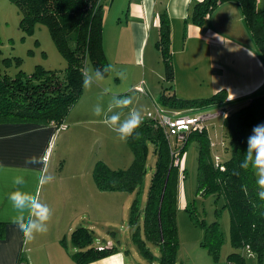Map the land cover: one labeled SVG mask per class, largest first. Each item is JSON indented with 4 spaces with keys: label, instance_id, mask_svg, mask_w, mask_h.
<instances>
[{
    "label": "trees",
    "instance_id": "trees-1",
    "mask_svg": "<svg viewBox=\"0 0 264 264\" xmlns=\"http://www.w3.org/2000/svg\"><path fill=\"white\" fill-rule=\"evenodd\" d=\"M234 1L238 4L244 24L256 48L264 56V11L256 9L257 0H203L193 5L190 20L202 25L220 4ZM20 15V28L31 31L37 24L44 25L58 52L66 60L63 73L45 71L36 67L31 77L21 73L13 78L0 73V122H26L34 124H63L70 108L83 92L82 72L89 62L94 69L107 65L103 48V10L101 0H12ZM164 64V79L172 85L174 68L170 50V24L165 13L159 15L158 40L155 43ZM107 73L105 74V76ZM226 92L220 90L205 99H179L174 93L163 90L161 104L177 110H192L212 104H223ZM223 119L225 136L229 141L230 157L218 167L211 155V142L207 128L187 134L184 144L176 149L181 159L190 141L197 145V182L203 195L225 200L230 214L231 246L234 250L246 248L257 253L264 262V201L258 196V187L251 167H240L247 150L246 129L264 122V94L252 96L235 111H227ZM133 159L127 169H111L102 161L93 165L92 178L101 192L135 194L130 206L129 222L138 223V194L146 171L148 146L155 155L147 200L141 226L144 240L134 235L142 254L154 259L145 242L159 253V264H176L179 249L177 230V194L179 166L173 164L172 150L164 128L157 119H143L133 138L127 141ZM221 167L223 169H221ZM247 189L245 191L244 189ZM217 222L213 229L217 230ZM217 232V231H215ZM3 234L0 224V236ZM218 242L208 251L217 256ZM87 228L78 227L71 233V243L77 251L71 258L77 264H89L118 252L114 246L94 247ZM250 246V247H249ZM83 248V249H82ZM240 257L232 253L229 259ZM243 262L242 258H239Z\"/></svg>",
    "mask_w": 264,
    "mask_h": 264
},
{
    "label": "rangeland",
    "instance_id": "rangeland-1",
    "mask_svg": "<svg viewBox=\"0 0 264 264\" xmlns=\"http://www.w3.org/2000/svg\"><path fill=\"white\" fill-rule=\"evenodd\" d=\"M129 1L131 0H101L106 51L108 53L107 65L111 64L115 71L107 73L104 81L94 85L91 90L83 88V94L71 107L72 109L70 108L71 111L64 119L65 128H55L47 156L48 173L53 175L55 179L51 184L43 186L41 192L47 197L52 196V198L58 196L59 193L65 198L79 199L80 203L77 204L76 211L72 214L77 219V227L86 228L85 222L81 221L79 217H85L88 213L89 217L93 218L94 227L87 228L92 235L91 245L95 247L113 245L119 247L126 264H159L156 260L159 253L152 244L145 242L146 247L149 248L154 257L151 260L142 254L134 240V235L144 240L142 230H136V227L141 226L142 223L150 177L155 165L152 147L148 146L146 171L138 194L139 211L136 225L129 222L130 206L135 194L100 193L101 191L96 188L92 178L93 165L97 161L104 162L111 169H127L133 159L127 142L118 139L117 134L102 122L103 117L93 115V108L96 104H101L107 112L113 96H131L133 102L128 108L122 110V119L133 109L139 110L143 119H155L158 116V111L160 115L169 117L174 111L161 104L163 90L167 89V92L174 93L175 85L172 87L173 84H169L164 79V64L155 46V41L158 40L156 39L158 35L156 30L148 35L147 44L139 47V52L143 53L145 57L141 68L131 65L135 62L129 60L128 54L131 51L128 49L130 46H127L124 37H122L123 41L120 48L124 52L120 57L121 59L115 63L111 56L113 52L111 43L113 28L116 27L119 32L127 28ZM19 23L20 15L12 0H0V73L11 78L21 73L24 78H29L37 66L45 71L63 73L67 66L66 60L55 47L48 29L44 25L37 24L31 31H27L20 28ZM174 34L176 37L177 29ZM171 54L172 62L174 63L176 60L178 64V56L172 51ZM200 56L205 58L203 54ZM85 68L94 69L89 62L86 63ZM119 71L125 72L126 78L121 79L117 76L116 72ZM187 75L190 77L179 78L189 84V90L193 88L200 95L190 97L193 99L207 98L209 83L208 71L205 70V67L198 66L197 70H191ZM185 87L187 84L184 85ZM105 89L109 90L107 94H105ZM205 89L207 91L204 92ZM183 99L185 98L183 97ZM239 103L225 102L198 107L189 111L185 110L187 114L192 116L204 114L208 116L204 124L211 142L210 152L213 158L217 156L222 162L229 159L230 149L223 128L224 118L221 111H235L242 105ZM114 111L120 110L114 109ZM108 114L111 115L112 113ZM72 119H77L78 123L70 124ZM259 124H264V122L253 124L246 129L247 139L252 134L254 126ZM67 127H69L68 130ZM179 170L180 172L185 170V177L180 174L178 179L176 221L179 249L175 263L264 264V262L259 261L257 253L248 251L246 248L236 250L232 248L230 214L227 206H225V200L222 197L215 199L212 195H203L198 190L197 145L195 142L190 141L187 144L181 157ZM85 200L90 205H86ZM104 205L108 208H103ZM99 207L101 213H97ZM86 210L88 211L86 212ZM214 222L218 223L217 230L213 229ZM218 233H220L221 241L217 247V256L214 258L209 253L208 247L217 245ZM68 239L71 244V234ZM232 253H237L243 262L240 261V257L229 259Z\"/></svg>",
    "mask_w": 264,
    "mask_h": 264
},
{
    "label": "crops",
    "instance_id": "crops-1",
    "mask_svg": "<svg viewBox=\"0 0 264 264\" xmlns=\"http://www.w3.org/2000/svg\"><path fill=\"white\" fill-rule=\"evenodd\" d=\"M202 1H129L127 28L120 32L116 27L113 28L111 56L115 63L121 59L124 52L120 48L122 37H124L127 46H130L129 60L135 62L131 65L141 68L145 57L139 52V47L147 44L148 35L152 34L153 30L158 32L159 15L165 13L171 29L170 50L178 56L179 62L177 64L175 60L173 63L172 87L175 85V90H173L175 97L190 99L193 95L200 96L193 88L189 90V84L179 77H190L187 75L189 71L197 70L198 66H204L208 71L209 87H207L208 91L204 90L208 92L206 93L207 98L220 90H225V102H240L239 104H242L240 107H242L252 96L258 93L264 94V56L256 48L244 24L239 6L234 1L218 5L202 25H195L190 20V13L193 5ZM256 9L264 11V0H257ZM104 27L103 25V48L108 60ZM176 29L177 36L175 37ZM202 54L205 58H201ZM186 84L187 87L184 88ZM199 98L202 99V97ZM69 123L76 124L78 121L72 119ZM54 134L55 127L52 125L0 122V224L3 230L0 236V264H77L71 258V254L77 251V248L72 243L70 244L68 237L78 226L77 219L72 212L76 211L77 204L80 203L79 199L60 196L57 190L58 196L47 197L42 194V188H39L41 202L49 205L53 215L47 233L37 234L35 239L29 243H25L22 233L11 222L16 212L8 201L7 195L14 190L13 178L17 175L23 176L26 181L23 190L33 194L37 192L39 187L37 177L42 166L26 165L25 158L31 155L46 154L48 156ZM85 204L90 205L87 200ZM103 208L108 207L104 205ZM101 212L100 207L97 208V213ZM79 218L85 222L86 228L94 227V220L89 217L88 213L87 216ZM116 248H118L116 254L89 264H126L122 250L119 247Z\"/></svg>",
    "mask_w": 264,
    "mask_h": 264
},
{
    "label": "clouds",
    "instance_id": "clouds-1",
    "mask_svg": "<svg viewBox=\"0 0 264 264\" xmlns=\"http://www.w3.org/2000/svg\"><path fill=\"white\" fill-rule=\"evenodd\" d=\"M115 71L111 64L105 65L102 69L85 68L82 72V87L85 90H91L94 85H98L105 79L106 73ZM121 79L126 78L123 71L116 72ZM105 94L108 89H105ZM133 102L131 96H113L108 105L107 112L101 104H96L93 108V115L103 117L102 122L108 126L122 142H127L133 138L140 128L143 117L139 110H131L122 119L123 109L128 108ZM119 109L120 111H114ZM108 113H112L109 115ZM26 165H41L37 177L38 189L35 194L23 190L26 181L23 176L17 175L13 178L12 184L14 190L9 192L7 199L16 215L12 217L11 222L19 229L23 235L25 243L33 241L37 234L43 235L48 231V225L53 212L48 204L41 202L39 198V188L51 184L55 177L48 173L47 155H31L25 158ZM243 169L251 167L256 177V185L259 189L258 196L264 201V124L254 126L252 134L247 139V150L244 154V160L240 165ZM247 191V189H244ZM250 247V246H249Z\"/></svg>",
    "mask_w": 264,
    "mask_h": 264
},
{
    "label": "built area",
    "instance_id": "built-area-1",
    "mask_svg": "<svg viewBox=\"0 0 264 264\" xmlns=\"http://www.w3.org/2000/svg\"><path fill=\"white\" fill-rule=\"evenodd\" d=\"M157 114L158 116L155 119L158 120L159 124L165 130L166 138L172 150L171 153L173 156V164L175 166H180L181 159L178 157V153H176V149L182 144H184L188 133L198 130L201 131L203 128H206L204 122L208 116L206 114L201 116H192L187 114L186 111L184 110L172 111V115L169 117L160 115L159 111L157 112ZM221 114L224 118L227 116L228 112L226 110L225 111L222 110ZM55 128L64 129L65 126L64 124H62ZM214 163L218 167L221 166L220 159L217 156L214 157ZM221 169L223 168L221 167Z\"/></svg>",
    "mask_w": 264,
    "mask_h": 264
}]
</instances>
